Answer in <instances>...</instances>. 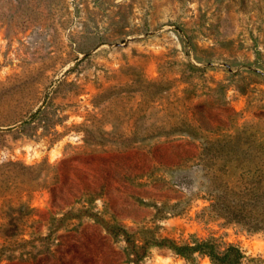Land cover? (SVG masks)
<instances>
[{"label":"rangeland","instance_id":"374dc122","mask_svg":"<svg viewBox=\"0 0 264 264\" xmlns=\"http://www.w3.org/2000/svg\"><path fill=\"white\" fill-rule=\"evenodd\" d=\"M232 191L264 198V0H0V264H264Z\"/></svg>","mask_w":264,"mask_h":264},{"label":"trees","instance_id":"16d2710c","mask_svg":"<svg viewBox=\"0 0 264 264\" xmlns=\"http://www.w3.org/2000/svg\"><path fill=\"white\" fill-rule=\"evenodd\" d=\"M223 203L230 209V201H233V208L230 210L242 220L253 222L260 227H264V198L258 197L253 199L250 197H245L243 193L232 191L228 195V199L222 200ZM91 215L95 216L99 221H101L105 229L110 233H124L126 235V241L134 246V242L131 240L130 236L127 234L126 228L120 225H112L102 216L98 214ZM160 244L170 245L174 252L187 261L193 260L196 253H203L210 256L211 259L217 261L219 264H241V259L243 257L242 251L234 246L228 245L223 250H219L216 244L209 240L194 241L193 243H176L174 240L162 239ZM146 249L143 245L139 251H135V259L139 260L145 254Z\"/></svg>","mask_w":264,"mask_h":264}]
</instances>
